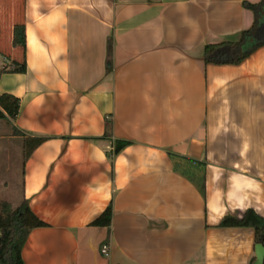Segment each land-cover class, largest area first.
<instances>
[{
	"label": "crops",
	"instance_id": "0c3cea01",
	"mask_svg": "<svg viewBox=\"0 0 264 264\" xmlns=\"http://www.w3.org/2000/svg\"><path fill=\"white\" fill-rule=\"evenodd\" d=\"M244 1L260 0H0V68L21 58L14 24L26 47L25 72L0 76L20 101L12 125L0 119V150L21 140L13 126L48 137L0 200L26 199L45 223L24 264L255 258L253 228L218 224L264 217V46L239 64L203 61L206 44L252 25ZM116 140L130 144L113 154ZM171 154L203 163L204 194ZM109 204V227L92 225Z\"/></svg>",
	"mask_w": 264,
	"mask_h": 264
},
{
	"label": "trees",
	"instance_id": "16d2710c",
	"mask_svg": "<svg viewBox=\"0 0 264 264\" xmlns=\"http://www.w3.org/2000/svg\"><path fill=\"white\" fill-rule=\"evenodd\" d=\"M243 6L253 13L252 25L243 30L236 40L209 43L203 48V61L205 64H239L258 47L264 46V0L257 3L243 2ZM12 46L21 49V58L13 60L0 68V76L3 73H23L26 70L25 61V27L23 23L14 24L12 29ZM19 98L9 94H0V119L12 122L18 115ZM14 135L21 138L22 154L25 160L31 152L48 139L45 136L27 135L12 127ZM108 131L105 133V135ZM130 144L126 140H116L113 154L118 153L123 147ZM174 159L173 168L184 174L193 181L204 194V176L201 174L203 163L171 154ZM111 205L96 217L91 224L94 226L109 227L111 221ZM45 223L39 219L29 208L26 199L19 205L13 207L8 201H0V264H24L21 250L31 229L44 226ZM219 227H251L254 230L255 243L264 245V217L254 209L248 208L241 217L225 215L218 224ZM255 258L249 264H254ZM262 264H264V259Z\"/></svg>",
	"mask_w": 264,
	"mask_h": 264
},
{
	"label": "rangeland",
	"instance_id": "374dc122",
	"mask_svg": "<svg viewBox=\"0 0 264 264\" xmlns=\"http://www.w3.org/2000/svg\"><path fill=\"white\" fill-rule=\"evenodd\" d=\"M4 16L6 17V14ZM15 20H19V17L17 16ZM7 24L8 20L5 23L6 27ZM20 141L18 138L13 142L8 151L5 149L0 150V200L1 198L14 199L16 192L19 191L23 162L22 144Z\"/></svg>",
	"mask_w": 264,
	"mask_h": 264
},
{
	"label": "water",
	"instance_id": "95a60500",
	"mask_svg": "<svg viewBox=\"0 0 264 264\" xmlns=\"http://www.w3.org/2000/svg\"><path fill=\"white\" fill-rule=\"evenodd\" d=\"M255 262L254 264H262L264 259V245L256 243L254 246Z\"/></svg>",
	"mask_w": 264,
	"mask_h": 264
},
{
	"label": "built area",
	"instance_id": "2783aa9c",
	"mask_svg": "<svg viewBox=\"0 0 264 264\" xmlns=\"http://www.w3.org/2000/svg\"><path fill=\"white\" fill-rule=\"evenodd\" d=\"M101 253L104 254V255H107L108 253V249H107V246L106 245H103L102 248H101Z\"/></svg>",
	"mask_w": 264,
	"mask_h": 264
}]
</instances>
